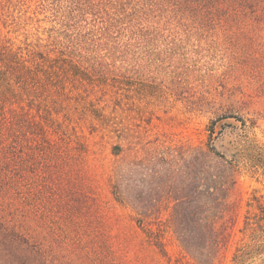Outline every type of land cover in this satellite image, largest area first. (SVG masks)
<instances>
[{
  "label": "trees",
  "instance_id": "1",
  "mask_svg": "<svg viewBox=\"0 0 264 264\" xmlns=\"http://www.w3.org/2000/svg\"><path fill=\"white\" fill-rule=\"evenodd\" d=\"M156 1L200 28L264 35V0ZM52 53L0 38V264H155L158 257L168 264L220 262L232 241L236 212L229 198L239 171L264 175L256 140L234 135L227 153L220 152L215 143L221 135L212 121L205 142L154 149L130 162L131 177L115 178L111 195L133 211L138 230L113 231L122 223L99 200L82 160L81 138L65 126L71 123L63 104L68 79L56 75L63 60L51 59ZM53 98L61 104L52 107ZM38 100L41 124L34 114ZM88 113L104 129L110 126L102 110L85 106L81 115ZM121 152L113 146L114 156ZM243 231L249 242L235 250L232 264H264V205L245 218ZM169 234L184 251L180 258L168 250Z\"/></svg>",
  "mask_w": 264,
  "mask_h": 264
},
{
  "label": "rangeland",
  "instance_id": "2",
  "mask_svg": "<svg viewBox=\"0 0 264 264\" xmlns=\"http://www.w3.org/2000/svg\"><path fill=\"white\" fill-rule=\"evenodd\" d=\"M0 38L54 49L51 59L63 60L55 73L68 79L65 126L81 138L99 200L122 223L113 231L138 228L133 211L113 200L112 183L131 177L128 164L154 149L203 143L217 121L218 151L227 153L234 135H249L264 152V35L200 28L156 0H0ZM52 101V107L62 102ZM90 105L111 120L107 129L92 113L81 115ZM43 108L38 100L39 124ZM115 145L119 156L112 154ZM229 200L236 212L232 241L217 264H232L235 250L249 242L245 218L264 205L263 172L241 169ZM167 237L173 258L184 255ZM155 264L168 263L158 257Z\"/></svg>",
  "mask_w": 264,
  "mask_h": 264
}]
</instances>
